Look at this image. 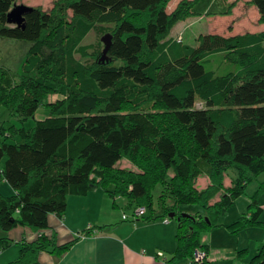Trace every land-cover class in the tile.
Returning <instances> with one entry per match:
<instances>
[{
    "label": "trees",
    "instance_id": "trees-1",
    "mask_svg": "<svg viewBox=\"0 0 264 264\" xmlns=\"http://www.w3.org/2000/svg\"><path fill=\"white\" fill-rule=\"evenodd\" d=\"M238 2L181 0L167 13L169 0H58L51 12L31 7L16 26L8 23L16 0H0V37L50 48L44 63L37 49L29 53L26 79L0 70V107L21 126L48 95L61 97L45 103L44 118L32 128L0 130V181L13 191L0 194V231L6 233L0 250L19 244L8 264H39L42 252L60 257L98 229L88 227L61 245L43 234L48 216L65 212L68 196L94 188L114 208L116 199L126 202L130 212L122 222H133L139 207L148 221L175 220L169 264H196V252L203 255L198 264H212L203 235L219 227L214 219L256 181L246 212L225 228L231 234L264 229V178L258 181L264 175V29L200 34L193 46L170 35L189 18L229 17ZM246 5L264 25V0ZM91 33L95 42L86 44ZM123 159L137 172L117 168ZM231 169L236 176L225 187ZM199 177L208 178L207 188H196ZM183 205H198L204 215L183 217ZM18 227L42 234L15 241L9 234ZM250 264H264V243Z\"/></svg>",
    "mask_w": 264,
    "mask_h": 264
},
{
    "label": "rangeland",
    "instance_id": "rangeland-1",
    "mask_svg": "<svg viewBox=\"0 0 264 264\" xmlns=\"http://www.w3.org/2000/svg\"><path fill=\"white\" fill-rule=\"evenodd\" d=\"M58 0H16V5H24L32 8H40L43 11L51 12ZM181 0H169V3L166 6V12L171 13ZM234 0H228L232 2ZM249 0H239L236 7L233 9L232 15L229 17H210V18H189L183 22L178 23L171 31V37L174 39H181L186 45L193 46L195 45L196 38L200 34H219L222 36H230L238 33H255L260 32L264 29V25L259 24L258 13L255 7H249L246 3ZM67 15L71 18V12L67 11ZM96 39V34L91 33L86 38L85 43H94ZM39 43L38 45H29L25 41H17L0 37V70H6L12 73L16 77L25 78L23 74V66L26 57L33 49H37L40 52L43 60V63L50 57V48L47 44ZM20 79H17L16 82H19ZM61 97L56 94H50L44 100L45 103H54L60 100ZM44 105H41L38 108L33 119H27L22 123L24 130L32 128L34 126L35 120L43 119L45 116ZM17 117L14 115H6L3 108L0 107V130L4 131L8 129L10 125H16L18 128L19 122L16 121ZM19 139L13 138L10 142H18ZM119 169H129L136 171L137 169L126 159L120 161L117 166ZM234 175V176H233ZM231 176L233 178L236 176V171L231 169L227 176L223 180L225 187H228L231 182ZM262 175L259 179H263ZM203 179L199 177L196 180V188L198 190H203L208 187L209 180L205 179L206 185L203 187ZM257 186V181L250 183L244 191V195L237 198L234 201L232 207H230L224 216H219L215 218L216 224L219 227L213 228L211 231L205 233L202 238V243L210 247L211 256L217 258L215 264H245L249 262L252 254L256 253V250L264 243V229L262 228H247L240 231L237 234H231L225 228L226 225L231 224L241 215H243L250 202V197L255 191ZM160 186L156 187L153 192L152 204H153V213L157 212V197L160 193ZM0 194L4 197L11 196L13 194L12 189L4 182L0 181ZM220 198V195L216 199L212 200L210 204H213ZM108 201H110L108 199ZM122 203V202H121ZM120 205V202H118ZM260 206L263 209L260 220L264 222V198L261 200ZM182 214L195 215L201 214L204 215L203 209L198 205H183L178 209ZM115 212H124L129 215V210H125L123 205L114 209ZM170 219V218H169ZM171 226L176 230V222L174 219L169 220ZM28 230L27 228H24ZM22 228H16L11 233L10 236L15 237V241H20L23 238ZM6 233L0 231V237L5 236ZM13 238V239H14ZM175 239V238H174ZM19 244H12L2 250H0V264H8L18 257ZM175 249V246H174ZM173 249V250H174ZM174 252V251H173ZM172 252V254H173ZM241 252V253H239ZM165 254V253H164ZM172 254L167 252L165 255L167 258H171ZM240 254L241 257L237 256ZM208 257V256H207ZM200 260H196L195 263L198 264ZM183 264V263H182Z\"/></svg>",
    "mask_w": 264,
    "mask_h": 264
},
{
    "label": "crops",
    "instance_id": "crops-1",
    "mask_svg": "<svg viewBox=\"0 0 264 264\" xmlns=\"http://www.w3.org/2000/svg\"><path fill=\"white\" fill-rule=\"evenodd\" d=\"M202 178L204 187L208 178ZM115 202V208L126 205L123 199L118 198ZM115 208L112 200L97 188L85 196H68L65 212L61 216L49 215L48 229L43 234L48 238L53 237L61 245L88 227L98 229L90 236L80 238L60 257L42 252L39 264H169L165 254L169 251L172 254L174 246L176 248V230L172 223H164L162 219L148 221V214L136 222H122L124 212H115ZM40 234L28 229L23 231L22 239L32 240ZM208 248L207 261L215 264L217 258L211 256ZM257 251L251 259L257 255ZM159 252L163 254L162 257L157 256ZM237 256L241 257L240 254ZM251 259L245 264H250Z\"/></svg>",
    "mask_w": 264,
    "mask_h": 264
},
{
    "label": "water",
    "instance_id": "water-1",
    "mask_svg": "<svg viewBox=\"0 0 264 264\" xmlns=\"http://www.w3.org/2000/svg\"><path fill=\"white\" fill-rule=\"evenodd\" d=\"M31 7H27L24 5H16L14 4V6L12 7L11 11L8 14V23L9 24H14L16 26H19L22 24L23 22V16L24 14H26L27 12L31 11ZM109 37H105L103 38V42L105 44V49L103 51V53H106V50L109 48ZM183 217H187L186 214H182ZM174 215L170 214L169 218H173Z\"/></svg>",
    "mask_w": 264,
    "mask_h": 264
},
{
    "label": "built area",
    "instance_id": "built-area-1",
    "mask_svg": "<svg viewBox=\"0 0 264 264\" xmlns=\"http://www.w3.org/2000/svg\"><path fill=\"white\" fill-rule=\"evenodd\" d=\"M145 212H146L145 208H143V207L137 208L133 213L132 221L136 222L139 218H141L145 214ZM122 219L125 220V219H127V217L125 215H123ZM163 222L168 223L169 221L167 219H165V220H163ZM157 256L162 257L163 254L161 252H159V253H157ZM194 257H195V260L201 261V259L203 258V255L200 252H196Z\"/></svg>",
    "mask_w": 264,
    "mask_h": 264
}]
</instances>
